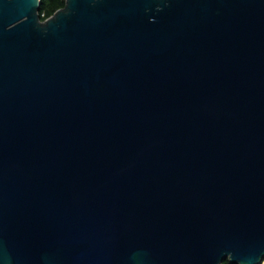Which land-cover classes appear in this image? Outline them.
I'll return each mask as SVG.
<instances>
[{"label": "water", "instance_id": "95a60500", "mask_svg": "<svg viewBox=\"0 0 264 264\" xmlns=\"http://www.w3.org/2000/svg\"><path fill=\"white\" fill-rule=\"evenodd\" d=\"M0 0V264H264V0Z\"/></svg>", "mask_w": 264, "mask_h": 264}, {"label": "trees", "instance_id": "16d2710c", "mask_svg": "<svg viewBox=\"0 0 264 264\" xmlns=\"http://www.w3.org/2000/svg\"><path fill=\"white\" fill-rule=\"evenodd\" d=\"M66 4V0H42L40 6V15L42 20H46L51 17L57 10L63 8ZM225 264H230L229 260L225 261Z\"/></svg>", "mask_w": 264, "mask_h": 264}, {"label": "flooded vegetation", "instance_id": "af4514ba", "mask_svg": "<svg viewBox=\"0 0 264 264\" xmlns=\"http://www.w3.org/2000/svg\"><path fill=\"white\" fill-rule=\"evenodd\" d=\"M226 261V260H225ZM225 261H224V264H225Z\"/></svg>", "mask_w": 264, "mask_h": 264}]
</instances>
